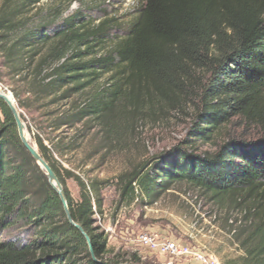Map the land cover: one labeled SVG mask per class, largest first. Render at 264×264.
<instances>
[{
  "label": "trees",
  "instance_id": "obj_1",
  "mask_svg": "<svg viewBox=\"0 0 264 264\" xmlns=\"http://www.w3.org/2000/svg\"><path fill=\"white\" fill-rule=\"evenodd\" d=\"M42 0H5L0 9V53L42 55L49 70L42 96L72 85L80 92L107 78L91 102L65 114L57 127L95 117L115 133V106L132 115L162 117L192 110L186 140L127 175L118 205L143 204L173 184L196 191L226 212L242 255L223 264H264V0H140L123 35L107 14L97 19L76 10L56 23L52 7L38 25L17 18ZM97 22V23H96ZM21 120L25 122L24 116ZM141 115V116H140ZM235 127L241 129L234 133ZM213 152H199L194 141ZM38 152L62 185L73 221L105 264H151L138 251L110 253L95 226L101 202L78 176L79 201L71 198L39 138ZM31 172L38 186L29 189ZM251 203L250 207H245ZM96 207V208H95ZM239 214L241 219L232 216ZM14 229L16 233L1 239ZM0 264H95L83 236L65 217L57 194L21 145L12 115L0 100Z\"/></svg>",
  "mask_w": 264,
  "mask_h": 264
},
{
  "label": "rangeland",
  "instance_id": "obj_2",
  "mask_svg": "<svg viewBox=\"0 0 264 264\" xmlns=\"http://www.w3.org/2000/svg\"><path fill=\"white\" fill-rule=\"evenodd\" d=\"M5 0H0V9ZM140 0H42L36 6L23 12L17 18L27 19L29 25H38L49 18V9H63L56 23L78 10L84 16L97 19L107 14L115 19L116 29L113 37L106 42L110 46L115 36L123 35L126 27L134 20ZM97 23V22H96ZM27 50H12L10 57L0 53V90L10 93L19 112L24 116L25 128L30 142L39 138L48 150L52 164L64 180L71 198L79 201V188L73 178L78 176L90 188H94L93 197L101 202V212L96 208L93 215L95 226L104 232V227L115 223V234L127 231L121 243L108 239V252L141 251L138 246L126 243L131 236L144 230L153 229L163 237L199 247L218 258L223 264L226 259L242 255L235 240L238 225L226 223V212L209 203L196 191L187 190L182 185L173 184L167 190L150 199L144 197V203L134 201L130 205H118L121 184L127 175L140 168L144 163L157 160V156L169 151L186 140L192 130V110L185 113L171 112L158 118L141 116L138 118L115 106V133L107 134L106 126L95 117H87L71 126L57 127L65 114H72L93 99L96 88L108 75L80 92L72 91V85L58 88L56 94L43 97L41 92L35 96V90L45 88V75L49 70L41 66L42 55L32 56ZM234 133L241 129L235 127ZM194 149L199 152H213L215 148L198 140ZM30 190L38 186L39 178L31 172ZM251 203L245 205L250 207ZM241 219L239 214L232 216ZM99 218V219H98ZM136 232V233H135ZM16 230L5 231L1 239L13 236ZM132 233V234H131ZM130 234V237L129 235ZM106 235V234H105ZM107 237V235H106ZM147 262L159 264L158 260H168L160 255L141 251ZM169 261V260H168ZM180 262L174 260L173 264Z\"/></svg>",
  "mask_w": 264,
  "mask_h": 264
},
{
  "label": "built area",
  "instance_id": "obj_3",
  "mask_svg": "<svg viewBox=\"0 0 264 264\" xmlns=\"http://www.w3.org/2000/svg\"><path fill=\"white\" fill-rule=\"evenodd\" d=\"M103 230L104 234L107 235V241L108 239H115V231L111 227H104ZM129 239L130 242L138 246L141 251L167 258L169 260L167 264H172V261L181 258L193 260L197 264H221L216 256L206 253L199 247L179 243L163 237L157 232L141 231L131 236ZM141 251H138V253L142 259H145Z\"/></svg>",
  "mask_w": 264,
  "mask_h": 264
},
{
  "label": "water",
  "instance_id": "obj_4",
  "mask_svg": "<svg viewBox=\"0 0 264 264\" xmlns=\"http://www.w3.org/2000/svg\"><path fill=\"white\" fill-rule=\"evenodd\" d=\"M9 97L12 98V100L15 104V101H14V99L10 93H5V92L0 90V100H2L5 103V105L7 106V108L9 109V111L12 115V118H13L15 126H16V130H17V136H18V139H19L21 145L27 151V153L30 155V157L33 159V161L36 163V165L40 168V170L43 172V174L47 180V183L52 188V190L57 194V196H58V198L62 204L63 212L65 214L67 222L71 226H73L83 236V238L87 244L88 252H89L91 260L95 264H105V263H103V262H101L95 258L88 236L85 234L83 229L73 221L71 214L69 212V208L67 206L66 197H65L61 183L59 182L56 174L51 169L49 164L41 157L37 148L26 138L27 132H26L25 124L21 120V117L19 114L20 113L19 109L16 106V104L13 105V103L9 100ZM122 264H128V263H122Z\"/></svg>",
  "mask_w": 264,
  "mask_h": 264
},
{
  "label": "crops",
  "instance_id": "obj_5",
  "mask_svg": "<svg viewBox=\"0 0 264 264\" xmlns=\"http://www.w3.org/2000/svg\"><path fill=\"white\" fill-rule=\"evenodd\" d=\"M111 226V228L115 231V223H114V225H110ZM144 231H153V232H155L153 229H151V230H144ZM127 231H125V233L124 232H120V234H115V239H113V243H121L122 241H120V240H124V236L127 234L126 233ZM141 232V231H140ZM136 233V232H135ZM132 234V233H131ZM129 235V237H130V234H128ZM172 240V239H171ZM175 241V240H174ZM177 241V240H176ZM179 243H182V244H184V242H182V241H178ZM126 243L127 244H130L131 246H132V243L130 242V239H128V240H126ZM161 257H163V256H161ZM163 258H165V257H163ZM180 260V262H178V263H176V264H197L196 262H194L193 260H190V259H184V258H181V259H179ZM167 262H168V260H162V258H160L159 260H158V263L159 264H167ZM172 264H173V261H172Z\"/></svg>",
  "mask_w": 264,
  "mask_h": 264
},
{
  "label": "bare ground",
  "instance_id": "obj_6",
  "mask_svg": "<svg viewBox=\"0 0 264 264\" xmlns=\"http://www.w3.org/2000/svg\"><path fill=\"white\" fill-rule=\"evenodd\" d=\"M9 100L15 105L11 97H9ZM26 138L30 141L28 134H26Z\"/></svg>",
  "mask_w": 264,
  "mask_h": 264
}]
</instances>
